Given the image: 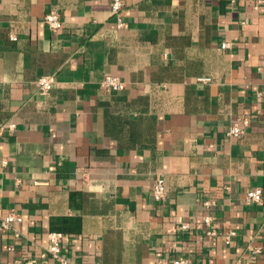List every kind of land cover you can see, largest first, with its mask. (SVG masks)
<instances>
[{"label": "crops", "instance_id": "1", "mask_svg": "<svg viewBox=\"0 0 264 264\" xmlns=\"http://www.w3.org/2000/svg\"><path fill=\"white\" fill-rule=\"evenodd\" d=\"M111 1L0 0V264H264V0Z\"/></svg>", "mask_w": 264, "mask_h": 264}, {"label": "built area", "instance_id": "2", "mask_svg": "<svg viewBox=\"0 0 264 264\" xmlns=\"http://www.w3.org/2000/svg\"><path fill=\"white\" fill-rule=\"evenodd\" d=\"M231 3H234L235 0H230ZM125 7V0H112L111 1V11L115 16L117 27L122 28L125 24L123 19V10ZM46 26L53 32L57 33L60 31L62 27V19L58 12L51 11L45 14L43 18ZM16 39L15 36H13ZM231 46V42L224 41L222 42V48H228ZM205 79V78H204ZM209 79V78H206ZM56 77L54 74H43L37 80L38 90L42 94H48L56 84ZM101 87L108 88L111 90H123L126 86L125 82L118 75L106 74L100 80ZM248 120H244V124H247ZM10 128L15 127L14 124L9 126ZM244 133V126L239 123H233L227 131V136L229 137H239ZM263 188L260 186L249 189L245 195V202L248 204L251 203H260L263 200ZM167 196V186L166 180L163 176L159 175L155 178L153 184V197L156 201H162ZM204 205L206 207H210L214 204V200L206 199L204 200ZM23 221V216L16 212L15 210H11L6 215H0V227L6 230L12 229L14 224L17 222ZM206 223H210L211 216L208 215L205 217ZM183 228H187L188 224H182ZM209 233H215L213 230H209ZM225 235L226 243L230 244L232 237L236 235V231L234 229H229L228 231L223 232ZM18 235V233H16ZM48 238L50 244L47 248L45 254H49L54 258H57L62 264H80L77 259H70L66 255H64L63 247H64V239L65 234L59 231H50L48 233ZM43 255V254H42ZM30 264H34L35 260H29ZM173 264H191L189 258L180 256L173 260Z\"/></svg>", "mask_w": 264, "mask_h": 264}]
</instances>
